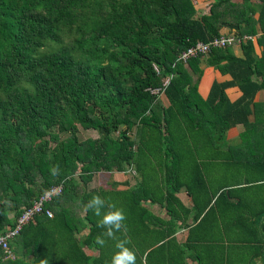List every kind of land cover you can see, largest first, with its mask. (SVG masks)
<instances>
[{
	"label": "trees",
	"instance_id": "1",
	"mask_svg": "<svg viewBox=\"0 0 264 264\" xmlns=\"http://www.w3.org/2000/svg\"><path fill=\"white\" fill-rule=\"evenodd\" d=\"M225 24L252 38L240 42V57L225 47L177 61L187 47L219 36ZM48 43L55 49L45 52ZM201 62L230 77L213 81L204 100L196 92ZM230 86L241 92L235 102L224 94ZM259 90L264 0H212L198 15L192 0H0V233L49 187L62 185L45 205L52 216L34 215L11 246L19 244L30 264L48 246L80 252L77 232L88 226L90 238L99 227L91 210L74 217L75 205L84 209L93 195L132 197L86 189L95 173L132 166L144 174L146 159L180 165L185 157L175 156L218 146L230 127H250L248 115L264 120V102H253ZM77 126L98 136L79 140ZM3 257L0 252V263H23ZM56 260L66 259L62 253Z\"/></svg>",
	"mask_w": 264,
	"mask_h": 264
},
{
	"label": "crops",
	"instance_id": "2",
	"mask_svg": "<svg viewBox=\"0 0 264 264\" xmlns=\"http://www.w3.org/2000/svg\"><path fill=\"white\" fill-rule=\"evenodd\" d=\"M229 32L223 25L219 35ZM231 49L235 56H241L238 44ZM254 54L260 55L256 45ZM199 67L202 73L196 92L201 100L213 81L230 80L229 75L205 67L203 62ZM224 94L229 102L241 96L236 86L227 87ZM158 98L162 106L167 105L162 94ZM253 102H264V90L254 94ZM246 120L250 127H230L218 146L212 144L208 151L191 150L175 156L177 160L185 157L180 165L175 161L168 162L167 167L159 166L146 159L144 174L135 172L132 166L124 172L113 171V181L99 184V188L109 193H132L129 199H105L123 209L127 231L116 232L115 238L105 236L106 243L101 247L95 240L105 229L99 227V233L88 238L89 227L83 226L76 234L82 240L80 252L48 246L41 250L37 264H111L112 255L118 251L115 245L124 238L131 241L127 246L135 251L136 264H264V120L255 122L252 115ZM75 206L78 209L71 211L73 216L83 218V207ZM94 217L98 222L100 217ZM14 240L9 242L12 256L2 260L17 256L23 262L17 264H30L31 256L19 244L16 249L11 246ZM62 253L65 262H57Z\"/></svg>",
	"mask_w": 264,
	"mask_h": 264
},
{
	"label": "built area",
	"instance_id": "3",
	"mask_svg": "<svg viewBox=\"0 0 264 264\" xmlns=\"http://www.w3.org/2000/svg\"><path fill=\"white\" fill-rule=\"evenodd\" d=\"M246 39L252 38L249 36L238 37L233 33L220 34L206 43L196 42L187 47L177 56V61L185 64L189 58L195 57L198 54L205 55L211 48L232 47L237 44L239 45L241 41ZM164 84H166V80ZM152 93H157V90L152 91ZM61 189V185L49 187L34 199L29 207L24 209L23 213L16 219L12 228L7 227L0 233V252L3 254L4 258H10L12 256L9 249V242L19 234L23 225L32 220L34 215L44 213L48 218L52 216L51 211L45 208V205L50 202L53 197L58 196Z\"/></svg>",
	"mask_w": 264,
	"mask_h": 264
},
{
	"label": "clouds",
	"instance_id": "4",
	"mask_svg": "<svg viewBox=\"0 0 264 264\" xmlns=\"http://www.w3.org/2000/svg\"><path fill=\"white\" fill-rule=\"evenodd\" d=\"M50 174L55 176L59 174V165H54L50 169ZM107 208V211H102ZM84 210H91L93 214L100 219L97 222V227L104 228L105 232L98 236L95 243L103 247L106 243L104 237L115 238L116 232H126L127 225L126 214L123 209L117 207L113 203H108L100 195H93L91 199L84 205ZM130 239L124 238L118 240L115 247L118 249L111 258V264H136L137 256L133 249L128 247Z\"/></svg>",
	"mask_w": 264,
	"mask_h": 264
},
{
	"label": "rangeland",
	"instance_id": "5",
	"mask_svg": "<svg viewBox=\"0 0 264 264\" xmlns=\"http://www.w3.org/2000/svg\"><path fill=\"white\" fill-rule=\"evenodd\" d=\"M198 1L199 0H197V2H195L192 0L193 7L195 9V15L207 13L208 6L210 4L209 0H201L202 5H200V6H198ZM229 33H234V32L230 31ZM54 49H55V45L53 43H48L43 48V50L45 52H47L49 50L52 51ZM77 129L78 130H77L76 135H77V138L79 140H84L86 138H96L98 136V133L94 130H90V129L89 130H83L78 126H77ZM133 134H134L133 132L129 131L130 138H132ZM112 135L116 136V133H113ZM64 136H65V134H60V138H63ZM112 181H113V171L111 172V174H108V172L101 171V172L95 173L92 176L90 182H88L86 185V189L99 188V184L108 183V182H112ZM9 216H11V213H9Z\"/></svg>",
	"mask_w": 264,
	"mask_h": 264
},
{
	"label": "water",
	"instance_id": "6",
	"mask_svg": "<svg viewBox=\"0 0 264 264\" xmlns=\"http://www.w3.org/2000/svg\"><path fill=\"white\" fill-rule=\"evenodd\" d=\"M224 27L228 30V31H232L235 32L237 31L238 27L236 25H230V24H225Z\"/></svg>",
	"mask_w": 264,
	"mask_h": 264
}]
</instances>
